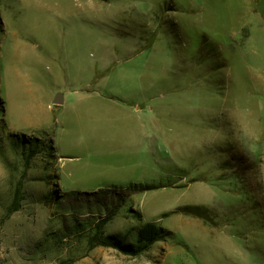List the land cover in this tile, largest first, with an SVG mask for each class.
I'll return each mask as SVG.
<instances>
[{"label":"rangeland","instance_id":"rangeland-1","mask_svg":"<svg viewBox=\"0 0 264 264\" xmlns=\"http://www.w3.org/2000/svg\"><path fill=\"white\" fill-rule=\"evenodd\" d=\"M0 264H264V0H0Z\"/></svg>","mask_w":264,"mask_h":264},{"label":"trees","instance_id":"trees-1","mask_svg":"<svg viewBox=\"0 0 264 264\" xmlns=\"http://www.w3.org/2000/svg\"><path fill=\"white\" fill-rule=\"evenodd\" d=\"M32 154L28 155L26 160L27 162L30 161ZM19 192V191H18ZM18 192H16L14 203L16 204V207H19V203L21 199L18 196ZM12 211V210H11ZM17 211V210H13ZM12 211V213H13ZM117 211V210H116ZM116 211L111 214V216H114L116 214ZM111 216H107L106 218L102 219L101 222L96 226V234L93 240H91L94 243L95 239H97L98 235L102 234V228L105 224H107L112 218ZM98 234V235H97ZM163 234V229L161 227H158L154 224H145L140 230H138L136 234V250L131 251L132 256H137L141 252L147 251L155 242L159 240L161 235Z\"/></svg>","mask_w":264,"mask_h":264},{"label":"water","instance_id":"water-1","mask_svg":"<svg viewBox=\"0 0 264 264\" xmlns=\"http://www.w3.org/2000/svg\"><path fill=\"white\" fill-rule=\"evenodd\" d=\"M52 103L56 106H61L63 104V96L61 94H57Z\"/></svg>","mask_w":264,"mask_h":264}]
</instances>
